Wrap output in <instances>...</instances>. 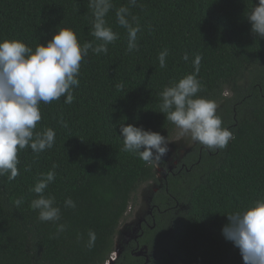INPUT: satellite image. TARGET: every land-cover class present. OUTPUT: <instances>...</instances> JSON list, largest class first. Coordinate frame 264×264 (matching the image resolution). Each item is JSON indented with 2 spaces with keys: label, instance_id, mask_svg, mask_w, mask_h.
<instances>
[{
  "label": "trees",
  "instance_id": "16d2710c",
  "mask_svg": "<svg viewBox=\"0 0 264 264\" xmlns=\"http://www.w3.org/2000/svg\"><path fill=\"white\" fill-rule=\"evenodd\" d=\"M111 4L105 21L118 38L107 45L106 54L89 49L79 85L72 89L73 102L61 97L39 105L35 131L53 129V147L40 153L19 150V175L11 181L0 176V264L107 262L139 189L158 185L155 163L122 150L120 124L159 132L169 141L178 127L159 112L160 94L194 71L197 55L202 58L197 95L220 104L217 115L234 139L215 151L200 150L197 143L184 156L188 169L169 172L152 194L151 204L158 206L155 225L144 226L139 238L148 255H135L127 247L113 264H244L222 228L227 214L264 199V39L251 32L246 18L255 0ZM121 6L129 8L128 19L139 26L138 50H127V30L116 17ZM94 19L89 0H0V40H20L35 50L60 28H70L81 45L95 47L101 41L91 34ZM165 49L166 67L161 68L158 55ZM49 171L55 179L44 195L54 197L61 209L57 222L40 221L38 210L31 208L38 194L30 189ZM67 198L75 208L65 207ZM60 224L65 230L58 233ZM90 231L96 235L91 248Z\"/></svg>",
  "mask_w": 264,
  "mask_h": 264
},
{
  "label": "clouds",
  "instance_id": "9594fccd",
  "mask_svg": "<svg viewBox=\"0 0 264 264\" xmlns=\"http://www.w3.org/2000/svg\"><path fill=\"white\" fill-rule=\"evenodd\" d=\"M129 4L135 6L137 0H129ZM89 7L95 17L91 34L101 41L95 47L92 42L81 45L70 28H60L46 44L39 43L35 50L20 40H0V176L7 175L9 181L19 175V150L30 147L33 152L40 153L55 143L53 129L35 131L41 120L40 103L48 104L66 97L63 102L71 104L74 100L72 89L79 85L77 77L81 61L89 49L95 54H106L107 45L118 38L105 21L112 7L111 0H89ZM129 16L126 6L116 10L117 23L127 30V50L131 52L138 50L139 26H134ZM246 18L251 32L264 39V0H255ZM167 55V49L158 55L161 68L166 67ZM183 59L187 61L188 55L185 54ZM201 59L197 55L193 60L194 71L164 88L160 94L159 112L182 129L192 142L212 151L225 149L234 139L233 132L222 127L216 103L197 95L201 90L197 79ZM61 123L64 124L63 121ZM119 135L123 139L122 150L138 155L146 164L159 162L169 152V142L159 132L133 124H120ZM54 179L55 172L49 171L42 174L30 189L38 194V198L31 202V208L38 210L40 221L57 222L61 218V209L55 205V198L44 195ZM15 203L19 206L22 200ZM64 205L76 207L71 198H67ZM227 218L228 223L223 226L222 233L239 249L244 264H264V199L253 202L243 211L227 214ZM64 230L63 224L58 225V233ZM88 236L87 247L91 248L96 235L90 231Z\"/></svg>",
  "mask_w": 264,
  "mask_h": 264
},
{
  "label": "rangeland",
  "instance_id": "374dc122",
  "mask_svg": "<svg viewBox=\"0 0 264 264\" xmlns=\"http://www.w3.org/2000/svg\"><path fill=\"white\" fill-rule=\"evenodd\" d=\"M224 94L229 95L230 91H225ZM217 109L220 107V104H216ZM169 142V152L165 157H163L159 162L155 163V170L160 174L167 170L169 165L174 164V162L179 161L187 152H189L196 142H192L190 137L183 133L182 129L177 128L173 136L168 141ZM157 166V167H156ZM156 191V186L152 184H145L137 193L134 204H131L128 215L125 220L119 226V232L115 237V249L121 248L126 242L127 238L125 237L126 232L135 230L138 224V221L145 217L146 213L149 210V200L151 194Z\"/></svg>",
  "mask_w": 264,
  "mask_h": 264
},
{
  "label": "flooded vegetation",
  "instance_id": "af4514ba",
  "mask_svg": "<svg viewBox=\"0 0 264 264\" xmlns=\"http://www.w3.org/2000/svg\"><path fill=\"white\" fill-rule=\"evenodd\" d=\"M193 147H195V146H193ZM201 147H203V146H200V150L202 149ZM184 156L179 161H176V162H174V164L169 165L167 167V170H165L164 172H162V174H160L159 171L157 172L155 170V172H156V179L158 180V185H156L154 183H152V185H155L156 186V190H157V188L161 187L163 184L166 183L165 181H167V177H168V173L169 172H171L173 174L175 172L181 171L184 168L185 169H188L187 168V165L185 164V162H183ZM152 194H151L150 200L148 201L149 202V210H148V212L146 213L145 217H143V218L140 219L141 220L140 221V226L137 225L136 229L131 231L135 235L137 234V237L136 238H132V237L130 238V237H128L129 236V232H126L125 237L127 238V242L122 246V250H124L125 248L128 247V248H130V251L133 252V251H136L139 248H141V244L139 243V238L141 236V233L143 232V227L144 226L145 227H149V228L154 227L155 220L153 219L154 218L153 210H154L155 207H157V209H158V206L157 205H154V204H151Z\"/></svg>",
  "mask_w": 264,
  "mask_h": 264
},
{
  "label": "water",
  "instance_id": "95a60500",
  "mask_svg": "<svg viewBox=\"0 0 264 264\" xmlns=\"http://www.w3.org/2000/svg\"><path fill=\"white\" fill-rule=\"evenodd\" d=\"M140 221H138V226H140ZM128 237H132V238H136L137 234L135 235L134 233H132L131 231H129V236ZM122 252V246L121 248H116L113 252L112 255L109 257V259L107 260V262L105 264H113L115 259L118 258L120 256ZM147 253V246H142L141 248H139L137 251L134 252L135 255H146ZM147 256V255H146ZM148 260V259H147Z\"/></svg>",
  "mask_w": 264,
  "mask_h": 264
}]
</instances>
